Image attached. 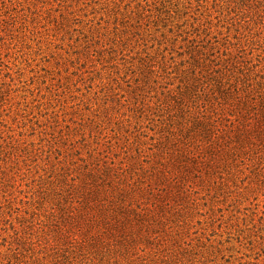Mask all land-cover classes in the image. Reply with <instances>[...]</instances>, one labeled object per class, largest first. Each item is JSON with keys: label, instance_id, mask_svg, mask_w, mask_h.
I'll list each match as a JSON object with an SVG mask.
<instances>
[{"label": "rangeland", "instance_id": "obj_1", "mask_svg": "<svg viewBox=\"0 0 264 264\" xmlns=\"http://www.w3.org/2000/svg\"><path fill=\"white\" fill-rule=\"evenodd\" d=\"M222 69L264 91V0H0V264H264V139L180 164Z\"/></svg>", "mask_w": 264, "mask_h": 264}, {"label": "trees", "instance_id": "obj_2", "mask_svg": "<svg viewBox=\"0 0 264 264\" xmlns=\"http://www.w3.org/2000/svg\"><path fill=\"white\" fill-rule=\"evenodd\" d=\"M210 80L208 77L205 79L207 85L202 86L201 95H190L194 98L193 104L197 102L198 110L192 114L195 121L191 124L187 121V125L193 127L194 136L187 145L184 144L189 147L180 152L183 159L180 164L186 173L195 174L206 166L225 164L230 157L234 159L247 152L254 145L255 137L258 140L264 139V130L260 128L262 123L264 126L263 89L256 88L245 72L233 77L222 69L215 75L212 85H209ZM196 88L193 83L192 88H189L190 93L196 91ZM199 100L203 102L199 103ZM176 179H171V188L180 185L181 181ZM173 191L171 195L178 194L177 190ZM101 193L106 194L101 202L106 208L103 206L101 211L107 212L106 209H110L108 217L114 222L123 225L121 217L129 218L128 221L135 218L148 222L149 205L134 207L131 201H125L127 191L124 188H118L115 195L110 194L108 188ZM97 196H101L99 192L94 194L95 198ZM71 207L75 208L73 205ZM84 207L86 209L90 206Z\"/></svg>", "mask_w": 264, "mask_h": 264}]
</instances>
